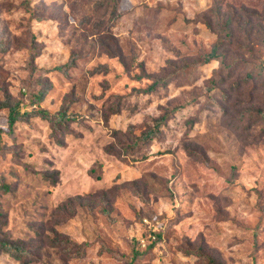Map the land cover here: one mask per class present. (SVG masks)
<instances>
[{"label":"rangeland","instance_id":"rangeland-1","mask_svg":"<svg viewBox=\"0 0 264 264\" xmlns=\"http://www.w3.org/2000/svg\"><path fill=\"white\" fill-rule=\"evenodd\" d=\"M114 2L0 0V239L29 264H264V0Z\"/></svg>","mask_w":264,"mask_h":264},{"label":"trees","instance_id":"trees-1","mask_svg":"<svg viewBox=\"0 0 264 264\" xmlns=\"http://www.w3.org/2000/svg\"><path fill=\"white\" fill-rule=\"evenodd\" d=\"M118 5H119L118 0H115L114 7L112 10V15L115 17L119 16V13L117 11ZM217 49L218 47L215 46L213 47L210 53L206 54L207 61L217 57V52H216ZM67 68H68V64H65L64 66H60V69H67ZM39 113L51 119V121L53 122V128L55 130H63V128H65L68 125V122L71 120V118L67 116L65 111L59 112L58 114L55 115H50L46 113L44 110H40ZM169 114L170 113L168 112L167 114H164L163 116L156 119L155 124L149 126V128L146 131L142 132L139 136L134 134L133 135L134 144H132L133 147L138 148L142 144L149 145L154 139H156L162 132L161 127L167 123ZM16 118L17 117L15 111L14 110L11 111V116L9 119L10 126L14 124ZM3 188H8V187L3 185ZM58 243H61V241H59ZM64 243L65 242H63V244ZM86 245L87 244L85 243L78 244V243L68 242L66 251L71 256H84L86 253ZM0 248L4 249V251L6 252L16 255L19 260L20 259L22 260L21 264H29V261L26 258H24L28 256V252L25 249L21 248L19 245L15 244L14 242H11L6 239H0ZM76 248L77 250L72 252ZM191 253H195L198 257L203 259L202 262L204 264H214L212 258L209 255L203 253L200 249L192 250Z\"/></svg>","mask_w":264,"mask_h":264},{"label":"built area","instance_id":"built-area-1","mask_svg":"<svg viewBox=\"0 0 264 264\" xmlns=\"http://www.w3.org/2000/svg\"><path fill=\"white\" fill-rule=\"evenodd\" d=\"M143 241V243H144V240H142Z\"/></svg>","mask_w":264,"mask_h":264}]
</instances>
